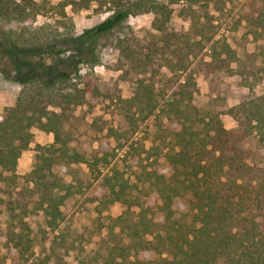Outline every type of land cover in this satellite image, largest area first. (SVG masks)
Instances as JSON below:
<instances>
[{
    "label": "trees",
    "instance_id": "1",
    "mask_svg": "<svg viewBox=\"0 0 264 264\" xmlns=\"http://www.w3.org/2000/svg\"><path fill=\"white\" fill-rule=\"evenodd\" d=\"M177 3L195 23L188 31L170 26ZM251 3L257 13L247 20L255 33H264V0ZM94 6L111 13L76 35L67 7L79 12ZM208 6V0H0V65L15 51L36 68L16 103L0 113V184L14 224L6 235L11 261L0 264H45L48 257L36 254L25 218L40 213L56 230L65 201L85 188L98 189L96 198L106 207H126L112 226L124 235L103 264H264V166L246 147L257 132L264 148V91L248 94L234 129L212 105L222 99L216 88L221 73L252 91L264 63L260 53L238 55L228 42L212 45L209 60L200 57L213 39ZM50 12L52 20L37 25ZM146 13L154 14L153 30L141 38L128 20ZM111 34L116 70L133 84L127 98L83 82L81 70L98 64L97 44ZM47 70L56 73L47 76ZM197 71L218 92L206 105L197 102ZM88 94L105 98L116 120L100 129L105 133L90 151L74 145L72 130ZM228 111L240 113L237 107ZM151 119L154 136L138 138L141 124ZM33 128L54 140L37 146L34 166L19 176ZM181 201L187 212L180 211Z\"/></svg>",
    "mask_w": 264,
    "mask_h": 264
},
{
    "label": "rangeland",
    "instance_id": "2",
    "mask_svg": "<svg viewBox=\"0 0 264 264\" xmlns=\"http://www.w3.org/2000/svg\"><path fill=\"white\" fill-rule=\"evenodd\" d=\"M54 4L59 0H47ZM252 0H208V12L211 17L210 30L208 34L213 36L212 41L202 52L200 57L209 60L211 46L228 42L238 53L245 55L248 53H260L258 58L264 63V33H255L254 27L247 20L249 14L256 15V7L252 6ZM74 12L71 7H67L66 12L75 25L76 35L84 29L90 28L104 20L111 12H96L94 8ZM173 16L170 26L179 31H188L193 27L190 17L183 14V3L173 5ZM53 14L40 15L37 25H43L51 21ZM55 16V15H54ZM154 20L153 13H146L131 16L128 24L137 32L141 38L149 36ZM12 26L17 27L15 23ZM213 26V27H212ZM116 35H109L100 38L97 47L99 62L91 68H83L81 72L86 75L83 82L91 80L92 86H97L103 93H120L124 98L130 97L133 93V84L125 81L122 71L116 70L119 54L113 50ZM234 66V65H233ZM59 71L64 70V66H59ZM36 68L25 61L17 52L9 53L4 62L0 65V113L7 106L16 103L19 93L24 88V82L30 78ZM56 71L47 70L45 74L54 76ZM263 79L256 83L254 90H249L239 82L238 78L231 73H221L218 76L217 91L222 99L212 104L216 110H222L221 117L224 125L228 129L237 126L236 115L243 116L247 109L245 104L249 95L260 94L264 91ZM196 79L199 87L197 102L206 105L209 98L216 97L218 92L211 88L209 80L197 71ZM216 106V107H215ZM237 107L240 113H231L229 108ZM244 110V111H243ZM74 145L92 150L98 147V139L105 132L103 129L115 125L116 120L108 101L101 96L88 94L85 104L79 106L75 111ZM156 122L151 119L142 123L138 133V138H145L150 135L152 138L156 132ZM102 132H100V129ZM33 142L29 149L25 150L19 160L17 175L22 176L29 172L35 164L36 149L39 144L47 145L52 143L54 135L39 128H33ZM257 132L251 133L246 147L254 153L260 166H264V148L259 141ZM114 144L113 142L111 145ZM149 146L151 143L146 141ZM123 156V151L119 157ZM165 164L160 165V170H164ZM140 169V168H139ZM132 180L137 181L135 175ZM18 184V185H17ZM16 185L17 190L19 184ZM5 183L0 184V260L10 263L12 255L11 249L6 244V235L14 227L9 213L4 207ZM99 190L96 188L84 189L81 194H76L67 199L62 206L63 219L56 230H51L40 213L33 214L25 218L28 222L30 234L34 239V250L41 258H46L45 264H103L108 250L112 247L117 238L123 236L119 227L112 229L114 220L122 214L126 207L120 203H115L106 207L96 198ZM180 211L187 212L186 203H180ZM54 249V250H53Z\"/></svg>",
    "mask_w": 264,
    "mask_h": 264
}]
</instances>
